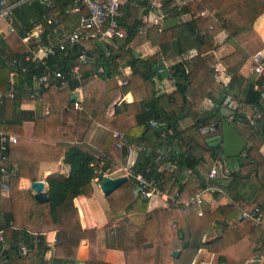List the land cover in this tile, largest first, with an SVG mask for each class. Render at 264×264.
Segmentation results:
<instances>
[{
	"label": "trees",
	"instance_id": "1",
	"mask_svg": "<svg viewBox=\"0 0 264 264\" xmlns=\"http://www.w3.org/2000/svg\"><path fill=\"white\" fill-rule=\"evenodd\" d=\"M63 1L65 3L63 7H66L68 0ZM164 7L167 10H173L170 0L165 2ZM183 8L181 14L189 13L192 14V17L209 9L211 15L208 16V20H213L214 36L223 29H227L229 41L236 48L235 53L224 58L227 71L231 76L230 83L226 86L223 83H217L221 84L219 86L214 85V89L209 94L215 104L213 110L198 118L193 126L181 129V122L190 116V108L198 97L197 78L210 75V71L204 67L200 55L191 60L174 64L170 71L176 89L172 93L160 94L156 89L155 77L159 68L160 58L158 57L161 53L143 59L137 57L133 49L129 47L138 36L140 27L143 26V16L150 14L152 10L149 0H129L123 6L122 16L118 19L127 36L121 41L116 40L112 45H105L93 40L83 42L84 46H88L90 49L87 51L88 62L80 66V80L71 73V69L78 62L79 54L85 49L82 43L69 50L66 55L58 54L56 57L48 58L49 67L42 61L26 59V56L31 54V48L36 45L34 42L37 39H32V43L26 45L23 42L25 33L42 25L44 30L42 29L39 41L41 44H47L48 36L53 34L57 27L52 15L57 9L59 10V7L51 10V8L35 2L14 8L7 19L10 27L15 29L14 33L8 37H4L0 33V112L3 115L0 119L1 131L9 134L18 132L23 121L28 120L37 122V131L39 127H47L49 121L44 117L41 100L37 101V108L33 111L21 110L20 105L24 102V96L34 92L35 77L43 76L49 70H60L64 76L62 80L52 81L48 89L40 90L42 93H49L56 103L52 122H61L63 106L71 102L69 94L71 89L80 86L88 91L94 88L106 89L95 101L84 103L87 114L83 112V115L86 117L91 115V118L95 119L88 131L94 129L118 96L135 90L140 93L141 99L127 105L126 112L116 115L115 121L111 124L112 129L107 131L103 137L102 152L109 155L111 147L118 146L119 140L114 137L115 132L127 135L129 143L136 144L140 148L137 160L133 165L134 170L150 177L157 175L146 172L151 163L156 160L157 149L163 147L166 141L174 143L181 150L178 160L179 167L173 172L166 171L164 173L163 190H169L172 193L178 189L183 200H187L198 191L210 188H214L216 192L222 190L228 193L235 190L238 200H243L244 195H242L241 189L239 190L240 186L246 187L250 182L252 185L256 183V186L260 187L262 182L258 179L261 174L259 164L263 160L259 151L254 147H249L246 157L241 159V170L233 175V179L228 185H225L217 178L208 179L202 176L198 166L204 161L205 155L195 154L192 146L203 145L196 135L189 133L194 128L199 129L209 124L210 120L215 118V113L228 93L241 106V112L238 114V118L241 120H247L243 113L246 105H257L263 100L264 89L256 88L240 74V69L248 55L236 42V37L242 32L253 29L256 20L264 14V0H202L192 2ZM59 11V19L63 23H67L71 16L66 15L65 8ZM63 14L65 15L63 16ZM205 22L206 19L203 20L201 17L193 18L180 27L178 26V30L173 27L165 29L166 43L169 44L174 39L177 43V39L179 40L185 35L200 32L207 27L203 28ZM153 27L158 28L156 25ZM153 29L152 31H154ZM198 41L199 54L215 46L213 38L203 41L199 36ZM161 50L164 54L168 53L165 42L162 43ZM15 59H18L27 69L25 79H22L19 73L12 75L14 69L22 70L21 67L11 66V62ZM123 66H131L133 73L129 82L120 86L116 77L121 74ZM100 69L101 71H99ZM211 74L214 76V69ZM146 75L148 76L146 77ZM12 79L18 85V88H13L14 99L5 97ZM25 81L27 86H25ZM64 83H67L68 87L62 89L61 86ZM260 85L262 86V84ZM201 101L198 100V102ZM129 117L135 119L133 126L126 123V119ZM152 121H155L157 125L152 126ZM256 124L264 132V115L256 119ZM10 146L11 144L9 148ZM117 154L126 157L129 154V148L122 147ZM111 157L112 160L115 159V155H111ZM65 160L72 167L71 173L68 177L54 174L48 178L49 202H38L30 192L10 190L13 211L5 213V222L1 225L6 229L9 248L0 258V264H77L78 251L84 240L89 242V257L84 264H108L105 260L107 246L103 240L104 229L84 230L80 224L78 209L73 205L69 206L61 222H56L53 212L66 203L69 194L74 197L91 196L94 192V180L97 179L101 183L103 177L110 174L112 160L107 159L106 156L96 157L87 154L77 148L67 152ZM216 160L214 151L206 149V161L211 165ZM1 166H6L9 171V156L6 162H0ZM184 170H190L196 182V185L194 184L192 190L186 195H184V191H186L188 183H183L185 176L182 172ZM9 184L11 185L10 180ZM134 187L135 180L129 178L124 185L108 197L110 209L107 216L111 222H116L118 226V248L125 253L126 264H165L168 259H172L173 264H192L196 254L202 248H207L212 252L221 251L220 261L226 260V252L234 247L242 256H247L252 251L251 247L253 246L249 239L238 237L236 234L229 237L231 234L228 231H225V234L214 242H204L206 233L213 224L221 223L220 220L216 221L220 213L204 211L203 215H199L197 211H181L175 207L150 210L149 201L134 197ZM256 208L264 215V201L259 200L254 206L247 208V211ZM244 210L246 209L244 208ZM122 211H125V215L122 219L117 220ZM181 222H185L186 225L180 226ZM243 222L254 225L253 222L246 219H243ZM11 223L14 225L11 226ZM173 226L177 228L175 232ZM224 227V229L227 228L226 225ZM54 230L58 233L55 255L52 259H46L44 254L47 242L44 232ZM176 236L182 244L178 257H173V242ZM35 239H37V244L34 243ZM20 243H24L28 249H32L34 245L37 246L39 251L37 257L23 256Z\"/></svg>",
	"mask_w": 264,
	"mask_h": 264
},
{
	"label": "crops",
	"instance_id": "2",
	"mask_svg": "<svg viewBox=\"0 0 264 264\" xmlns=\"http://www.w3.org/2000/svg\"><path fill=\"white\" fill-rule=\"evenodd\" d=\"M59 1L61 2L60 4V2L57 1L59 10L67 7H63V4H65L63 0ZM166 1L167 0H163V4L160 9L162 10V12H159L161 13V15H159L157 18L155 12L156 9L153 7L151 0H149L152 6V10L150 14L143 16V26L147 27L148 32L146 35L149 34L147 37H149L150 40L145 42L139 41L138 38L140 35L138 33V36L129 45V47L133 49L137 57L146 59L155 54L161 53V55H159L158 57L160 58L159 62L162 58L167 61V64L170 66V68L165 69L162 73H158L157 70V76L155 77L156 89H158L160 94L172 93L176 89L175 81L172 78L170 71L174 64L181 61L191 60L197 55H200L202 63L204 64V67H206L210 71V75H206L202 78H200L199 76L197 78L198 84L196 85V88L199 91L198 97H196V101L190 108V116L181 122V129H186L193 126L198 118L206 115V113H210L213 110L215 104L209 97V94L214 89V85H218L217 83H223V85L226 86L230 83L231 78L217 81L211 74V71L214 69L216 64H219L223 67L224 71L229 74L224 58L235 53L236 48L229 41V32L227 29H223L221 32L214 36V28L213 30L211 29V27H213V20H208V16L211 15L209 9L203 10L196 17H192V14L189 13L181 14L184 6L187 7L192 2H200L202 0H184L186 1V4L181 7L178 3L179 0H177V2H174V0H170L172 2L173 10L165 9L164 5ZM61 6L62 8H60ZM64 15L65 14H63V16ZM66 15L71 16V18L67 21V23H63L62 20H60L63 27L67 30H75L78 27L81 14L66 13ZM199 17H201L203 20L206 19V22L203 26V28L207 26L205 29L202 28L203 30L196 34H190L187 36L185 35L179 40L177 39V43H175V39L170 41L169 44L166 43V31H164L165 29L167 30L168 28L173 27L175 28V30H178V26L180 27L185 22H189L193 18L198 19ZM169 19L170 21H168ZM160 20L162 21L160 22ZM155 25L158 26V28H154L153 26ZM39 26L42 30V25H38L36 27ZM9 28L10 25L7 20H0L1 35H3L4 37H8L10 35V33H8ZM152 29L154 31H152ZM198 35L202 37L203 41H209L213 38L215 40L214 48L199 54ZM116 40L121 41V39L117 38L115 39V41ZM163 42H165V48L168 51L167 54H164V52H162L161 50ZM236 42L246 51L248 55L247 60L240 69V74L242 75V77H244L245 80L254 84L256 88L261 87L262 89H264V78L254 73V63L252 60V55H254L255 53L262 51L264 54V14L256 20L252 30L242 32L240 35H238L236 37ZM258 44H262V46L261 49L256 50L255 45L257 47ZM158 65L159 67H161L160 63H158ZM132 73L133 68L131 66H123L121 68V74L116 77L118 85H126L129 82ZM147 76L148 75H146V77ZM12 81L15 80L12 79ZM260 84H262V86ZM15 85L14 87L17 88L18 85ZM67 87L68 84L65 83L61 88L65 89ZM10 88L11 85L9 89ZM105 90V88H94L88 91L84 90L81 86L73 90L71 89L69 93L71 102L70 104L63 106V114L60 120L61 122L51 121L54 119L53 113L56 109V103L54 102V100H52L49 93L41 92L38 98L33 99L29 98L28 95L23 97L24 102H22V104L20 105L21 110H36L37 101L41 100L44 109V117L49 122H47V127H39V130L37 131L36 121H23L22 127L18 132H11V134L15 135L18 138V142L16 144H11L9 150V180L11 183V185L9 184L10 190L14 189L17 191L30 192L35 197V192L31 188V185L35 181H42L45 185L44 191L48 196V192L50 189L48 178L50 176L54 174H61L65 177H68L70 175L72 167L66 162L65 154L73 148L80 149L81 151L96 157L106 156V158L110 160H112L111 155H115V159H113L110 164L111 172L107 175L111 177H120L125 175L123 171L124 168L133 166L137 160L138 152L140 149L139 146H137L136 144H130L127 135H125V143L123 148L127 146L129 148V154L126 157L122 156V154L118 156L117 153L119 152V149L122 148H119L117 146L116 148L111 147L110 154L106 155L102 152L103 137L107 131H110L112 129L111 124L115 121L116 115L126 112L128 110L127 105L141 99L140 93L135 90L122 93L108 108L107 112L103 115L99 122H97L94 129L92 128V130L90 129L88 131L89 126L95 122V119H92L91 115L87 117L83 115V112L87 114V109L85 108L84 103L95 101L105 92ZM74 96L77 97V100L75 101H80V108L75 107V101L73 100ZM199 99L202 101L198 102ZM233 101L238 103L230 93L226 94L224 100L219 106V110L215 113V118L211 119L209 124L199 129L194 128L189 133L196 135V137L201 141V144L203 145H196L194 147L192 146L195 154L205 155V159L199 164L198 170L201 172L202 176L210 179L209 174L212 167L215 165V163L219 162L220 167L218 176L216 178L219 179L223 184L228 185L229 182L233 179V175L241 170V159L243 157H246L247 149L249 147H254L259 151L263 159L259 164L261 174L258 178L262 182L260 187L256 186V183L255 185H252L250 182L246 187L240 186L239 190L241 189L240 191L242 192V195H244L243 200L241 201L238 200V196L236 197L235 190H233L231 193H228L222 190L216 192L214 188L206 189L204 193L205 203L203 209L204 211L210 213H220L216 221L220 220L221 223L215 222L213 224V226L206 233L204 242H214L215 240L223 236L225 234V231H228L229 234H231L229 235V237H232L234 236L233 234H236L238 237L249 239L254 249L250 246L252 248V251L249 253V255L242 256L240 255L238 249H235L236 247H234L232 248V250L226 252V260L220 261L221 251L212 252L207 248H202L196 254L192 264L200 262H204L206 264L226 262L227 264H230V260L235 255H239V264H250L256 256H259L261 258V264H264V231L254 223V225H252L250 223L243 222V219L241 217L242 211H247V208H251L255 203L259 202V200H262V202L264 201V132L258 125H250V122L253 121V119L256 120L264 115V99L260 104L246 105L244 107L243 113L247 117V120H241L238 118V114L239 112H241V106L238 104V125L236 130L244 137L247 145L240 155L228 160L220 158L218 156V153H216L217 151L215 150V146L212 145V142L216 140L217 135V130L216 128H213V126L215 124H219L220 126H222V124L228 120L227 117L221 114L220 111L221 109H232ZM2 117L3 115L0 112V119ZM126 120V123L129 126H133L135 124L134 117H129ZM207 127L209 129H207ZM37 132L42 133L38 134ZM167 147H170L173 150L177 151L180 157L181 150L174 143H169L167 141L165 142L164 146L157 149V151L166 149ZM206 149L214 151L217 157V160L214 164L210 165V163L206 161ZM162 163L163 161L156 157V160L152 162L151 166L148 168L152 167L151 173L157 174L158 168L162 165ZM177 169H166L165 172H173ZM191 173L192 172L190 170H184L182 172V174L185 176L183 183H188L187 187L185 188L186 191H184V195L192 190L194 184L196 185L194 176H192ZM93 187L94 192L91 196L80 195L78 197H74L72 194H69L66 203L54 210V218L56 222H61L69 206H75L78 209L80 224L84 230L104 229L103 240L107 246L105 252L106 262L108 264H126L125 253L118 248V226L116 222H111V220L107 216V212L110 209L109 199L102 192L100 188V182H98L97 179L94 180ZM13 207L14 206L11 201V191H9L8 193H0V225H3L5 222V213L13 211ZM156 208L167 207H164L157 202L149 203L150 210ZM244 208L246 210H244ZM236 211H238V214H236ZM48 219H50V217H48ZM118 219L119 217H117V220ZM179 225L185 226L186 223L181 222L179 223ZM223 225H226L227 230L224 229L225 227ZM47 231L44 232V236L47 242V249L44 255L46 259H52L55 255L58 233L55 230L49 232ZM176 240H179L177 236L176 238H174L173 251H180L181 247H174ZM179 243L182 244L180 240ZM22 248L25 250H21V254L28 258H35L39 253L37 246L35 245L32 249H28L26 245ZM16 250L18 251L19 249ZM88 257L89 242L87 240H84L82 241L79 248L77 260H82L85 263Z\"/></svg>",
	"mask_w": 264,
	"mask_h": 264
},
{
	"label": "built area",
	"instance_id": "3",
	"mask_svg": "<svg viewBox=\"0 0 264 264\" xmlns=\"http://www.w3.org/2000/svg\"><path fill=\"white\" fill-rule=\"evenodd\" d=\"M129 0H68V5L65 8V13H78L81 14L79 19L78 27L75 30H67L60 23L59 15L60 11L57 9L55 14L52 15L57 27L53 34L48 36V43L41 44L40 34L42 30L39 27H34L31 31H27L23 38V42L26 45H30L31 40L36 38L34 45L29 55L26 56L27 60H38L42 61L43 64L48 65V58L56 57L58 54L66 55L69 50L75 48L78 44L84 41H97L105 45H112L115 39H124L127 34L125 29L121 26L118 18L122 16V8ZM195 1V0H193ZM41 3L48 8L56 9L59 7L57 0H1L0 1V20H7L12 14V11L17 6L27 5L31 3ZM179 6H184L186 1L179 0ZM213 30V27H211ZM10 34L14 33L13 27L9 28ZM148 32L147 27H140L139 35H146ZM85 49L79 54L78 62L71 69V73L78 79H81L80 66L88 62V53L90 49L88 46H84ZM254 63L253 71L257 75L264 78V54L259 51L252 55ZM158 73L164 72L165 69H169L170 66L167 64L165 59L160 60ZM12 67H21V71L14 69L12 75L19 73L22 79H25L27 69L23 67L22 63L17 59L11 62ZM49 67V65H48ZM101 71V69L99 70ZM214 77L217 81L231 78L229 74L224 71L223 67L216 64L214 67ZM64 79V76L60 70H49L47 74L35 77V90L28 94L29 98H38L43 88L48 89L52 81H58ZM65 84V83H64ZM61 87H63V85ZM67 84V83H66ZM11 88L5 95V97L14 99V85L15 81H10ZM25 81V86H27ZM43 90V91H44ZM264 99V93H263ZM77 100V99H76ZM76 108H80V101H75ZM152 126H156L155 121L151 122ZM250 125L255 126L256 120L250 122ZM114 137L119 140L118 147L122 148L125 143V135L120 132H115ZM18 138L9 133H4L0 129V162H6L9 156V145L16 144ZM157 158L162 160V165L158 168L157 175H151L150 177L141 173H137L133 166L124 168V176L133 178L135 180V187L133 190L134 197L143 201H149V203L157 202L164 207L179 208L181 211H197L199 215H203V205L205 203V190L198 191L191 195L187 200L181 198V193L178 189L172 193L169 190H163L162 186L165 182L164 173L166 169H177L179 167V153L170 147L157 151ZM220 163L217 162L211 169L209 177L216 178L218 176ZM152 169L148 168L146 172L151 173ZM10 173L6 166L0 167V193H8L10 191L9 185ZM242 219L253 222L256 226L260 227L264 231V215L259 211L258 208L251 211H242ZM14 224L11 223V226ZM37 244V239L34 241ZM20 246H25L24 243H20ZM21 247V248H22ZM9 243L6 239V229L0 225V258L4 256V253L8 250ZM20 248V249H21ZM22 251L25 249H21ZM196 264H206L204 262ZM216 264H227L226 262H218Z\"/></svg>",
	"mask_w": 264,
	"mask_h": 264
},
{
	"label": "water",
	"instance_id": "4",
	"mask_svg": "<svg viewBox=\"0 0 264 264\" xmlns=\"http://www.w3.org/2000/svg\"><path fill=\"white\" fill-rule=\"evenodd\" d=\"M10 87V85H9ZM18 88V87H17ZM77 97L74 96L73 100H76ZM232 109H221V114L227 117V121L220 126L215 124L213 128H216V140L212 142V145L215 146V150L218 153L220 158L224 159H233L240 155L245 149L247 142L244 137L236 130L237 128V109L238 103L233 101ZM227 112V113H226ZM207 129H209L207 127ZM129 180L128 176L120 177H111L105 175L100 183V188L106 197H109L115 191H117L122 185H124ZM31 188L35 192V198L40 203L49 202V197L44 191L45 185L42 181H35L32 183ZM125 214L122 211L118 217L121 218ZM180 254L179 250H174L172 252L173 257H178ZM77 264H82L84 261L77 260ZM250 264H261V258L256 256Z\"/></svg>",
	"mask_w": 264,
	"mask_h": 264
},
{
	"label": "rangeland",
	"instance_id": "5",
	"mask_svg": "<svg viewBox=\"0 0 264 264\" xmlns=\"http://www.w3.org/2000/svg\"><path fill=\"white\" fill-rule=\"evenodd\" d=\"M151 2H152V4H153V7L156 9V17L158 18V16L159 15H161V13H159V12H162V10H160L161 9V6H162V4H163V0H151ZM174 2H177V0H174ZM177 16V15H176ZM172 18V17H171ZM170 18V19H171ZM170 19L168 20V21H170ZM162 20H160V22H161ZM8 33H10V30L8 29ZM149 35V34H148ZM148 35H140L139 36V38H138V40L139 41H141V42H145V41H149L150 40V38L149 37H147ZM261 46H262V44H258L257 45V47H256V45H255V49L256 50H259V49H261ZM254 120V119H253ZM125 212V211H124ZM125 215V214H124ZM123 215V216H124ZM123 216L121 217V218H119V219H122L123 218ZM177 228L176 227H174L173 226V231L175 232V230H176ZM175 234V233H174ZM174 247H181V244L179 243V240L177 241L176 240V242H175V244H174ZM239 255H235L231 260H230V264H239L240 263V261H239ZM165 264H172V259H168L167 261H166V263Z\"/></svg>",
	"mask_w": 264,
	"mask_h": 264
},
{
	"label": "bare ground",
	"instance_id": "6",
	"mask_svg": "<svg viewBox=\"0 0 264 264\" xmlns=\"http://www.w3.org/2000/svg\"><path fill=\"white\" fill-rule=\"evenodd\" d=\"M119 20V19H118Z\"/></svg>",
	"mask_w": 264,
	"mask_h": 264
},
{
	"label": "clouds",
	"instance_id": "7",
	"mask_svg": "<svg viewBox=\"0 0 264 264\" xmlns=\"http://www.w3.org/2000/svg\"><path fill=\"white\" fill-rule=\"evenodd\" d=\"M75 101V100H74Z\"/></svg>",
	"mask_w": 264,
	"mask_h": 264
}]
</instances>
